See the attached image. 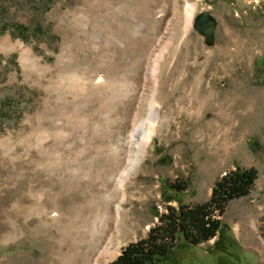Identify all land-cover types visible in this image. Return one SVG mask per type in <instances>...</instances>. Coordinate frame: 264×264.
<instances>
[{
  "label": "rangeland",
  "instance_id": "374dc122",
  "mask_svg": "<svg viewBox=\"0 0 264 264\" xmlns=\"http://www.w3.org/2000/svg\"><path fill=\"white\" fill-rule=\"evenodd\" d=\"M186 1L194 4L189 19ZM101 4L0 0V39L31 47L52 69L26 80L18 50L0 46V139H8L0 145V264H49L58 248L67 250L66 214L90 198L87 184H100L109 167L122 165L126 137L152 100L161 122L128 185L132 227L119 236L113 259L89 264H110L145 238L167 205L209 199L214 182L235 166H254L257 177L249 194L228 202L220 217L225 251L214 246L216 237L196 246L181 241L164 264H264V0H152L148 21L135 15L134 49L117 42L120 29L108 27H117L123 14H105ZM79 11L87 13L84 22ZM202 11L217 21L211 46L192 27ZM57 55L59 68L51 67ZM100 74L106 79L91 80ZM12 144L14 163L2 154ZM91 164L98 169L88 170ZM42 194L54 203L56 220L25 208Z\"/></svg>",
  "mask_w": 264,
  "mask_h": 264
},
{
  "label": "bare ground",
  "instance_id": "6f19581e",
  "mask_svg": "<svg viewBox=\"0 0 264 264\" xmlns=\"http://www.w3.org/2000/svg\"><path fill=\"white\" fill-rule=\"evenodd\" d=\"M167 1H169V0H167ZM172 1H174V0H171V2ZM101 3H102L101 6H103L102 8L105 10V14H110V15L113 13L114 14L115 13H117V14L122 13L123 14L124 17H121L123 19H120L121 21H120V23H118L117 27H114V25H112V23L111 24L109 23L110 26L108 25V27L110 28L112 33H113L112 30H114V28L120 29L122 40L120 39L121 41H117V42L121 45H124V46L126 45L125 47H133L132 49H134L135 48V39H134L135 35L132 36L131 29H133L134 24H135V15L137 14V17L139 16L138 20L140 22L141 21H148V15H147L148 11H145V10L150 5V3H152V0H101ZM80 10H81V8H80ZM89 10H90V8H89ZM193 10H194V4L190 3L189 1H186L185 6H184V11H185V15L188 17V19L192 16ZM79 12L81 13V11H79ZM74 13H78V12H74ZM90 14H91V12H90ZM162 14H163V11H161V13L159 15L161 16ZM154 15H155V13H154ZM159 15H156L155 17H157ZM86 16H87V13L85 11H82L81 16L79 14L80 21L84 22V20L87 18ZM89 17H88L87 21L89 20ZM150 17H151V15H150ZM60 21H61V19H59L58 23H60ZM91 21H93V19ZM188 22L187 23L185 22V23L188 24ZM188 26H189V24H188ZM98 27H99V25H98ZM110 39H111V41H113L112 37ZM0 46L2 48H5V50L6 49L18 50V52H19L18 58H19V61L22 63L21 66L24 68L23 74H24V78L26 80H29L30 78H32L34 72H35V74L38 72L39 75L40 74L42 75V73L46 74L47 72L52 71V69L49 68V65L41 64L40 60L34 55L31 47H24L21 42H12L11 39L8 36H6V37H3L0 39ZM2 50H4V49H2ZM60 55H61V53H60ZM60 55L56 56V62L54 64V66H51V67H54V68L58 67L59 68V64L61 62L60 59H62V58H60ZM153 60L155 62V57L153 58ZM153 70H155V68ZM72 72L74 73V71H72ZM83 72L86 74V69L83 70ZM56 73H57V71H56ZM79 73H80V71H79ZM79 73H78V75H80ZM85 77L86 76L84 75L83 78H85ZM104 79H106L105 75L100 74L98 76H94L91 80H93V82L98 83ZM82 80L83 79H81V81ZM31 82H32V80H31ZM104 83H105V81H104ZM49 91H50V89H49ZM63 118H65V117H63ZM39 120H41V119H39ZM64 122H65V120H64ZM160 122H161V113L158 110L157 103L152 100L149 102L146 116L143 118V120H141L140 122H138L136 124V126L130 131V133L126 137L127 149L125 150L122 163L120 162L122 165L119 167H109L108 170H110L109 173H111V174L102 176L99 179L101 182L100 184H97V185L92 184V183H90L91 185L87 184L86 185V191L88 192L87 194L90 196V198H86V201L84 200L85 202H83V205H82L83 207L77 206V207H79V210L76 213L73 212L74 211L73 210L74 206H73L70 209L69 213L66 214V217H65L66 226L65 227H67L68 230H67V234H65L66 235L65 241L68 242V239H69V243L67 245V250L66 251L63 250L64 252H61L60 248L57 247L58 250L52 253L51 259L49 260V264H89L92 261L97 263L100 259L103 260L105 263H108L109 260L113 259V257H115L120 252L121 240L119 239V236L122 235L125 227H127L128 229H130L132 227L131 222L128 221L129 220L128 219L129 211L125 208V203L128 201V196L130 195L128 193V185L130 183H132V179L137 174L138 169L140 168L141 164L143 163L145 157L147 156L148 148L150 147V145L152 143L153 136L156 134V131L160 127ZM47 130H49V129H47ZM25 132H27V131H25ZM29 134H31V133H29ZM29 137H30V135H29ZM31 138H32V136H31ZM7 141H8L7 138L0 139L1 147L5 146ZM46 144H47V142H46ZM24 145H26V144H24ZM30 145H31V142H30ZM11 146H10V148L8 146H6L9 149L7 148V150H3L4 153L2 152V154L6 155L8 160L11 163H14L12 160H14L16 157L15 147L17 145L12 144ZM33 147H35V146H33ZM24 148H26V147H24ZM37 151H38V148H37ZM6 156H4L3 158L6 159ZM37 161H40V160H37ZM37 164L39 165V162ZM1 167L4 168L3 162L1 163ZM98 167L99 166L97 164L87 165L88 170L93 169V168L98 169ZM3 168H0V171ZM12 168L13 167H11L9 169V172L5 169L3 171L4 172L7 171L8 176H13L14 172H12V170H13ZM45 169L51 171L52 168L49 169V168L45 167ZM18 181H19V179H18ZM42 195H36L35 197L31 196L30 199H28L29 204L25 205L26 206L25 208H27L28 210L33 209V210L37 211L38 214L44 215V216L50 214L51 217H53V219L56 220L57 218H55V216L57 217L58 215H57V211L55 212V210L53 208L54 203L51 202L50 200H48L49 198L45 199L46 194H44L43 197H42ZM47 200H48V202H46ZM3 201H5V200H3ZM18 201H19V199H18ZM17 206H18L17 202H14L12 205L13 208H17ZM19 208H21V207L19 206L18 209ZM22 213H23V211H22ZM27 213H29V212H26V215H27ZM71 213H74V215H75L73 220H71ZM59 214L61 215V213H59ZM28 215H30V214H28ZM61 218L62 217H60V219ZM126 221H127V223H126ZM129 224H130V226H129ZM27 227L29 228V225H27ZM31 230L33 231L34 229L31 228ZM62 245H63V243H62ZM257 246H259V248H260V245L257 244ZM61 249H62V247H61ZM260 249L263 251V254H264V246L263 245H261ZM49 258L50 257H48V259Z\"/></svg>",
  "mask_w": 264,
  "mask_h": 264
},
{
  "label": "trees",
  "instance_id": "16d2710c",
  "mask_svg": "<svg viewBox=\"0 0 264 264\" xmlns=\"http://www.w3.org/2000/svg\"><path fill=\"white\" fill-rule=\"evenodd\" d=\"M256 177L254 166H235L214 182L206 201L176 208L167 205L165 212H156L159 223L149 229L148 235L125 246L110 264H164L181 241L196 246L214 237L216 249L225 251L220 217L228 202L249 194ZM171 199L166 196L163 200Z\"/></svg>",
  "mask_w": 264,
  "mask_h": 264
},
{
  "label": "water",
  "instance_id": "95a60500",
  "mask_svg": "<svg viewBox=\"0 0 264 264\" xmlns=\"http://www.w3.org/2000/svg\"><path fill=\"white\" fill-rule=\"evenodd\" d=\"M216 25V19L208 11L199 12L193 17L192 27L204 37L207 46H211L214 42Z\"/></svg>",
  "mask_w": 264,
  "mask_h": 264
}]
</instances>
